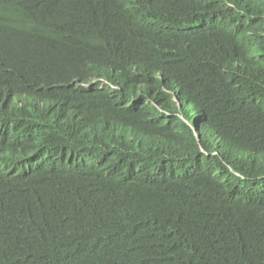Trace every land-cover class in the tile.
<instances>
[{
	"label": "trees",
	"instance_id": "16d2710c",
	"mask_svg": "<svg viewBox=\"0 0 264 264\" xmlns=\"http://www.w3.org/2000/svg\"><path fill=\"white\" fill-rule=\"evenodd\" d=\"M0 264H264V0H0Z\"/></svg>",
	"mask_w": 264,
	"mask_h": 264
},
{
	"label": "clouds",
	"instance_id": "9594fccd",
	"mask_svg": "<svg viewBox=\"0 0 264 264\" xmlns=\"http://www.w3.org/2000/svg\"><path fill=\"white\" fill-rule=\"evenodd\" d=\"M95 81L97 82V80H95ZM88 86H90V84Z\"/></svg>",
	"mask_w": 264,
	"mask_h": 264
}]
</instances>
